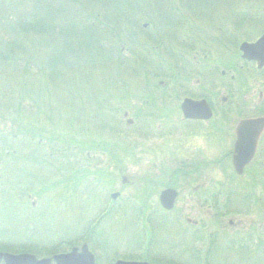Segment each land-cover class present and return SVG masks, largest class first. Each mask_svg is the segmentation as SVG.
<instances>
[{
    "label": "rangeland",
    "instance_id": "1",
    "mask_svg": "<svg viewBox=\"0 0 264 264\" xmlns=\"http://www.w3.org/2000/svg\"><path fill=\"white\" fill-rule=\"evenodd\" d=\"M216 16L225 23L224 9L216 8ZM184 20L192 22L186 14ZM221 23H200L201 31L193 24L178 25L179 37L171 41L176 57L157 49V44L148 50L132 47L125 54L126 85L101 88L112 95V102L103 103L97 90L101 70L79 73L70 67L72 55L63 56L69 66L62 68L61 77L52 76L46 83L45 96L51 103L40 104L37 114L24 99L22 114L30 119L14 124L10 135L16 136L8 138L16 150L0 168V180L8 176L10 182L0 181V229L7 231L0 241L24 242L32 252L48 254L66 249L73 233L75 243L81 244L92 234L93 224L95 244L106 250L105 241L110 251L105 254L89 244L100 264L145 258L146 251L153 250L161 253L160 264H264V135L256 157L238 175L230 158L233 138L226 133L237 117L264 112V100L256 102L259 87L254 83L264 77L251 63L240 66L235 38L239 33L226 26L218 30ZM244 23L241 41H254L264 33L261 24ZM144 27L147 39L158 34ZM184 35L199 44L187 47L190 40ZM85 58L83 47L78 63ZM232 74L230 83L237 94L228 93L234 105L220 104L229 109L227 121L221 126L217 116L201 125L181 121L183 97L215 93L219 104L227 89L223 82ZM76 75L90 78L93 87H81L76 94ZM38 85L36 80L33 90L43 93ZM100 106L107 119L100 118ZM18 116L13 113V118ZM8 122L1 120L0 129L7 130ZM35 128L42 137H34ZM205 129L218 134H201ZM55 131L59 137L52 134ZM6 166H11L9 172ZM168 187L176 190L177 198L174 207L165 210L158 196ZM114 192L119 196L112 199ZM153 218L158 224L154 232L149 226ZM70 230L77 231L69 234ZM17 248L0 247V252Z\"/></svg>",
    "mask_w": 264,
    "mask_h": 264
},
{
    "label": "trees",
    "instance_id": "2",
    "mask_svg": "<svg viewBox=\"0 0 264 264\" xmlns=\"http://www.w3.org/2000/svg\"><path fill=\"white\" fill-rule=\"evenodd\" d=\"M216 8L224 9V15L227 17L225 23L217 19ZM263 9L264 0H0V121L8 120L9 124L4 127H7V130L11 128L8 134L7 130L0 129V168L6 161L4 158L13 159L12 153L16 150L13 139H8L16 136L15 132L10 135L14 124H21L19 121L30 119L22 114V101L26 99L25 102L31 104V110L37 109V114L41 113L40 104L51 103L45 96L46 83L50 82L47 80L52 76L61 77L62 68L69 66L63 56L72 55L70 67L79 73H86L93 68L101 70L98 72L100 86L97 85V90L101 91V100L104 96L103 103L112 102V95L101 88L120 89L126 85L129 60L125 54L132 47L143 45L142 47H149H146L148 50L157 44V49L164 48L168 56L176 57L172 52L171 41L179 37L178 25H194L193 28L201 31L200 23L210 27L217 22H222L219 25H223L218 30H223L226 26L239 33L235 38L240 42L238 37L243 35L241 31L244 22L264 26ZM185 14L192 18L191 23L184 20ZM145 23L147 28L149 26L158 30L155 37L149 36L147 39L148 36H145L142 28ZM201 35L205 36L202 33ZM185 39L190 40L187 47L192 49L199 44L193 36H186ZM83 47L86 58L80 64V59L77 61V58ZM72 78L78 87L72 89L76 94L81 87L94 85H91L90 78L77 75ZM36 80L39 83L38 88L43 87V93L33 90ZM103 111L100 106L102 120L107 119L101 116ZM13 113L19 114L17 119L13 118ZM32 131L34 137H42L37 128ZM93 132L95 135L96 132ZM56 133L57 131L52 134L59 137ZM51 151L55 152L52 149ZM15 155V158L19 159V156L17 158V154ZM25 158L29 161L28 157ZM10 167H5L8 172ZM10 177L12 178L11 175ZM8 179L7 176L6 180L0 181L10 183ZM90 230L92 234L87 235L86 241L93 246L97 235L93 224ZM70 231L67 232L72 234L77 230ZM5 232L7 231L0 229V235L3 237ZM28 235L30 240L31 235ZM76 237L75 233L68 235L70 242L65 243L67 248L77 245ZM95 246L100 247L99 244ZM0 247L32 250L28 244L19 242L16 245L8 238L0 241Z\"/></svg>",
    "mask_w": 264,
    "mask_h": 264
},
{
    "label": "water",
    "instance_id": "3",
    "mask_svg": "<svg viewBox=\"0 0 264 264\" xmlns=\"http://www.w3.org/2000/svg\"><path fill=\"white\" fill-rule=\"evenodd\" d=\"M242 57L247 60H257L258 66L264 63V34L254 43L242 42L240 45ZM182 112L186 118L207 119L211 116V111L204 100L192 101L184 99L182 102ZM264 130V116L245 119L236 125V139L233 145L232 165L237 174L243 172V168L253 159L260 134ZM118 193H113L111 197L115 199ZM176 198V191L166 189L160 194V203L163 208L169 210L173 207ZM3 258L5 264H34L35 257L30 254L12 255L0 252V259ZM55 264H94V256L88 251L86 244L80 249L74 247L66 254L53 256ZM37 264H51V259H41ZM115 264H148L142 262L117 261Z\"/></svg>",
    "mask_w": 264,
    "mask_h": 264
},
{
    "label": "flooded vegetation",
    "instance_id": "4",
    "mask_svg": "<svg viewBox=\"0 0 264 264\" xmlns=\"http://www.w3.org/2000/svg\"><path fill=\"white\" fill-rule=\"evenodd\" d=\"M248 63L252 64V66L255 68L256 73H258L259 76H263L264 77V63L261 66H258L259 63H258L257 60H245V59H242L241 63H240V66L244 67ZM215 68L218 69V67H214L213 66L214 70H215ZM250 73H254V72L251 71ZM220 74L222 76H224L226 74V72L224 70H221ZM234 79H235V76L232 74V75L229 76V81L223 82V87L227 88V89H226L225 92H223L224 95L219 97L220 98L219 99L220 100L219 104L216 102V94L215 93L213 94V93H209L208 92V94L203 95V96H198V95L191 94V95H187V96L183 97V100L181 101V103L179 105V110H180L179 112H180V115H181V121L185 122V123H196L198 125H201L203 123L206 124V123L210 122V120H212V118L215 117V116L218 117V124L219 125L223 124L224 121H227V120H225V113L229 112L228 111L229 109H225L221 105H223V104L226 105V106L234 105V100L231 98L232 96L230 94V93L237 94L236 91H234L232 84L230 83ZM263 82H264V80L260 81V82L254 81V83L257 85V87H259V90H258V93H257V99H256L257 104H258V102L260 103L261 101L264 100V89L261 88L262 86H264ZM228 91L230 93H228ZM253 93H255V91H253ZM184 99H190L192 101L204 100L205 103L207 104L208 108L211 111V116L209 118H207V119H190V118H186L184 116L183 112H182V107H181L182 102L184 101ZM248 111L252 112V111H254V109H251V110H248ZM260 116H264V112H256L255 114L248 115V116H243V115L239 116V117L236 118V120L231 125L232 127H229L230 129L227 128V132L226 133L229 132L231 134L232 138H233V144L231 146L232 147V151L230 152L231 153L230 158L232 157L233 145H234V142H235V139H236V125H237V123L242 121V120H245V119H252V118H256V117H260ZM212 129H208V130L205 129L204 133H201V134H205V135L214 134V135H217L218 133L216 132L217 134H215L214 132H212L213 131ZM214 130L219 131L217 128H215ZM263 135H264V130L260 134L258 145H259ZM208 137L214 138L216 136H208ZM149 226H150L151 231L154 232L155 228H156V225H154V224L152 225L151 224ZM63 252L64 251L59 252V253H63ZM17 253H20V252H17ZM29 253H31V254H33L35 256L36 262L39 261L40 259L47 258V257H52V255L57 254V253L43 254L44 252L43 253H40V252H29ZM159 258L163 259L162 256H161V253L158 252V251L153 250V251H146V257L145 258L131 257V258H127V259L125 258L124 260L144 261V262H149L151 264H160V262L157 261V260H159ZM36 262L34 264H37ZM0 264H5V261H4L3 258L0 259ZM51 264H54V262L51 261ZM96 264H100L99 260L97 258H96Z\"/></svg>",
    "mask_w": 264,
    "mask_h": 264
}]
</instances>
